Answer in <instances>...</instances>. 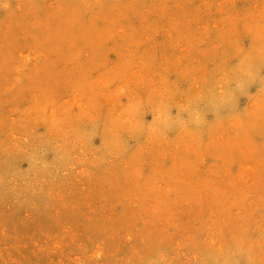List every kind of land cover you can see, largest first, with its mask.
<instances>
[{
    "label": "rangeland",
    "instance_id": "obj_1",
    "mask_svg": "<svg viewBox=\"0 0 264 264\" xmlns=\"http://www.w3.org/2000/svg\"><path fill=\"white\" fill-rule=\"evenodd\" d=\"M0 264H264V0H0Z\"/></svg>",
    "mask_w": 264,
    "mask_h": 264
}]
</instances>
